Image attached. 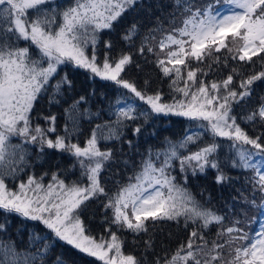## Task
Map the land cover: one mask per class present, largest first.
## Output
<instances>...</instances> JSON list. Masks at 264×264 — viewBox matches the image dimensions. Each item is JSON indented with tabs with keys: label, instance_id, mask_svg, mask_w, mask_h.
<instances>
[{
	"label": "snow or ice",
	"instance_id": "obj_1",
	"mask_svg": "<svg viewBox=\"0 0 264 264\" xmlns=\"http://www.w3.org/2000/svg\"><path fill=\"white\" fill-rule=\"evenodd\" d=\"M136 3L0 0V212L39 222L48 230L41 233L35 226L29 229L26 250L18 249L10 238H0V264H48L57 241L102 264H141L135 255L123 251V241L115 232L110 233V240L103 236L97 239L85 226L80 214L83 206L98 196L106 197L104 206L112 209V223L137 235L148 232L149 221H175L189 229L186 242L170 256L158 258L156 264H264V132L250 135L238 123L232 107L252 95V86L264 81V70L242 78L240 91L231 87L233 73L239 75L236 68L224 79H203L212 63L223 62L227 67L228 54L248 64H255L254 58L259 57L264 64V0H208L199 5L196 0H173L171 20L174 22L179 14L183 17L181 26L170 31L162 26L150 29L140 48L143 54L145 43L156 40L154 33H162L158 47L163 57L152 46L147 51L157 56V67L163 74L173 77L169 87L177 95L171 103L160 92L150 94L121 75L133 62L130 54L121 53L118 58L105 54L98 61L100 33L112 30ZM136 34L137 26L133 24L124 39L130 41ZM104 45L113 47L110 41ZM222 50L223 56L216 55ZM206 60L211 63H204ZM192 61L197 64L193 66ZM69 64L131 93L117 96L115 104L110 105L115 121L96 124L83 147L71 139L79 130L75 120L72 128L65 125L64 135L55 138L48 136L56 132L55 116L45 117L48 128L32 123L33 109L43 94L50 88L59 93L63 85L71 84L67 76L58 77L61 66ZM84 101L81 96L66 111L78 112ZM153 116L200 122L196 127L203 131L186 134L178 142L167 140L156 152L149 150L127 183L119 184L114 193L107 192L100 173L114 160V154L111 149L101 150L100 141L120 139L123 129L128 128L139 136L143 125L134 122L141 117L147 122ZM240 119L253 126L264 124V103ZM205 133L211 139L196 151H188V146L197 144ZM13 138H19V142L13 143ZM26 145H38L41 152L47 147L75 157L87 184L67 183L56 173L47 183L42 176L27 175V180H21L13 190L7 181L25 173L29 165ZM224 149L227 151L222 161ZM176 161L183 184L173 175ZM209 168L216 171L215 183L219 185L239 178L229 175L225 168L237 174L252 173L245 177L247 189L238 190V196L232 197L233 206L223 214L197 200L187 187L189 170L196 176ZM236 203L241 206L239 210ZM249 211L253 212L251 219ZM253 224H258L255 231ZM214 225L219 227L215 238H211L209 230ZM4 227L0 224V231ZM145 243L152 247L151 239ZM51 264L75 262L58 253Z\"/></svg>",
	"mask_w": 264,
	"mask_h": 264
},
{
	"label": "trees",
	"instance_id": "obj_2",
	"mask_svg": "<svg viewBox=\"0 0 264 264\" xmlns=\"http://www.w3.org/2000/svg\"><path fill=\"white\" fill-rule=\"evenodd\" d=\"M196 2L198 5L203 4L201 0H196ZM173 13V0H143L138 2V4H135L114 24L112 30H105L100 34V43L97 45L98 61H102L105 54H108L110 58H118L121 53L130 54L133 58V62L126 66L125 72L121 75L125 79L134 81L139 88L146 89L150 94L157 91L160 92L167 102H171L172 97L177 95L173 93L169 87L173 77L165 76L160 68L157 67V56L153 52L147 51V47L152 46L155 52L158 51L160 53V49L156 47L158 46V41L162 37V33H154L156 40L153 41L154 43L152 41L150 44L145 43V51L143 54H141L140 48L142 43H144V37L149 34L150 29L162 26L165 30H170L171 26L169 25V21ZM178 15L179 14H176L175 17ZM180 17L182 18V16ZM133 24L137 26V34L134 35L130 41L125 40L124 35ZM101 40L104 42L110 41L113 47L108 49L104 46L103 48ZM90 51L89 49V52ZM163 55V53L160 54L161 57H163ZM254 60L256 61L255 64H248L228 57L227 67L224 66L223 62L220 64L212 63L211 71H209L208 75L203 77V79L205 82H210L214 79H224L232 72L233 68H236L239 75L235 73H233V75L236 79L238 78L239 81H241L242 78L247 77V74L250 75L254 71L258 72L264 69V64L260 63L259 57H255ZM192 62L194 63L193 66L197 64L196 61ZM204 63L208 64L211 63V61L206 60ZM65 66L66 75L64 74V70L63 72L62 70L59 72H61L60 74L63 77L67 76L71 84L63 85L59 93H56L53 88L47 93H44L34 107L32 116L39 118L46 116L56 117V132H52V138H55L58 134L64 135L65 125L72 128L73 120H75L79 130L71 139L73 142H78L80 145H83L86 144V140L90 137L91 131L95 128L96 124H112L115 121V116L110 111V105H114L117 96L122 93H127V90L120 88L111 81H102L99 77H93L92 74L85 69H78L70 64ZM145 81L148 83L145 84ZM255 87L252 94V97H255L253 102L247 101L244 104L241 103L239 106H232L233 114L237 116L238 123H240L241 127L250 135H259L264 132V124L256 123L255 126H253L240 119V117L256 109L257 102H261L262 98L260 94L264 91L263 81H257ZM127 95L131 96V93H127ZM81 96L85 97V101L78 106L79 111H66L71 110L73 103L79 100ZM41 103L43 104L40 105ZM168 117L171 118L172 116ZM162 119V117H157L158 129L153 132L154 134L143 133L148 123H151L153 120L151 119L145 122L143 117H141L140 120L134 122L143 125L142 132L139 136H134L131 128H128L123 129V135L120 139L100 141L99 147L102 150L111 149L114 154V160L108 162L104 170L100 173L101 183L107 192L114 193L119 184L127 183L128 177L131 176L135 170H139L142 157H146L149 150L152 152L158 151V148L161 146L160 144H166L162 141L163 138L175 142L177 139H182L188 131L189 133H198L199 131H195L197 127L191 126L188 128L189 130L187 129L186 131L183 129L182 125L174 122L165 121V123H159ZM205 135L209 136L206 133ZM129 140L132 141L131 145L128 143ZM221 142L227 143L226 141ZM197 144H190L188 150L194 151L193 146L196 147ZM225 150L226 149L222 150L220 154L222 161L224 159ZM181 151L184 152V154L187 153L185 150ZM33 155L36 159L45 155L43 162H41L39 166V170L42 168L43 172L49 170L54 164L49 161L50 156H47L46 152H41L38 148L29 156ZM59 158L60 155L57 159V155L54 154L56 168L61 167L63 164L62 158H60V160ZM28 161L30 165L31 161L29 159ZM175 165L173 175L183 184V174L180 172L179 162L176 161ZM226 169L229 170V168H225V170ZM214 174L213 171H210L208 175L198 173L196 176H192L189 170L187 187L197 200H200L207 207L223 214L227 208L233 206L234 201L232 197L238 196V190L243 188H238L237 190H232L221 195L217 186H215ZM17 179L20 180L21 178ZM106 202V197L98 196L87 201L84 206L88 212L94 215L91 221L87 220L91 235L96 238H98L99 235L105 238L107 234L110 236L112 232L117 233L119 238V234L124 235V239L128 244L123 243V248L127 250V246H130L128 251L134 254L141 261V264H156L158 258H164L166 255L170 256L176 251L179 245L186 242L188 238L189 229H186L183 223L177 224L175 221L165 220L155 223L149 221L148 232H141L138 235L126 228H121L112 223V209L105 208L104 205ZM235 206L237 210L241 207L238 203H236ZM33 226L41 233L48 232V230L38 222L30 220L25 222L19 219L14 220L8 230L4 229L0 231V238L4 240L10 238L15 241L18 249L26 250L28 249V230L33 228ZM190 227H195V225H190ZM218 227L219 226L214 225L209 230L211 238H215ZM48 234L51 238V233ZM149 239L152 241L151 248L145 243V241ZM125 245L127 246L125 247ZM58 253H64V255L70 260H73L75 264H96L91 261V257L59 241L56 242L53 248V256L48 258V264H51L55 254Z\"/></svg>",
	"mask_w": 264,
	"mask_h": 264
},
{
	"label": "rangeland",
	"instance_id": "obj_3",
	"mask_svg": "<svg viewBox=\"0 0 264 264\" xmlns=\"http://www.w3.org/2000/svg\"><path fill=\"white\" fill-rule=\"evenodd\" d=\"M143 0H137V3L138 2H141ZM202 3H206L208 2V0H201ZM131 9V8H130ZM129 9V10H130ZM182 20H183V17L181 18L179 15L177 17H175V20L174 22H172V20L170 19L169 21V25L171 26L170 30L172 28H175V27H180L181 24H182ZM169 30V31H170ZM102 33V32H101ZM100 33V34H101ZM153 42V41H152ZM154 43V42H153ZM103 44V45H102ZM101 45L103 46L104 48V41L101 40ZM156 48H159L158 46ZM156 53H159L158 51ZM161 54V53H159ZM216 55H224V50H222L221 53H217ZM231 55L232 54H228V57L231 58ZM192 64H194L193 62H191ZM65 65H62L61 66V69H62V72L64 70V74H65V71H66V66L64 67ZM264 70V69H262ZM61 72H58V77L59 78H62L63 76L60 74ZM66 75V74H65ZM248 76V74H247ZM240 81L239 79L236 77H234V81H233V84L231 85V87H234L237 91H240V87H239V84ZM263 84H264V81H263ZM256 83L252 86L253 88V91L254 89L256 88ZM52 88H50L49 90H51ZM54 89V88H53ZM253 94V92H252ZM260 97L262 98L261 99V102H257V107L261 104V103H264V91L261 92L260 94ZM255 100V97H252L249 96V97H246L244 100L240 101V103L238 104H233L234 106L235 105H240L241 103H246L247 101H254ZM139 101H137L138 103ZM44 103V102H43ZM43 103H41L40 105H42ZM139 103H142V102H139ZM171 103V102H169ZM144 107H146V105H144ZM163 119L159 122V123H165V121L167 122H174V123H178L180 125L183 126V129L187 131V129L191 126V127H196V125L200 122H196V121H190V120H187L183 117H176V116H172L171 118H169L168 116L167 117H162ZM152 122L151 123H148V125L146 126V128L144 129L143 133H153L155 131H157L158 129V120H157V116H153L152 118ZM32 123L33 125H40L42 128H48L49 127V121H47L45 119V117H42V118H39V117H34L32 116ZM194 124V125H193ZM193 125V126H192ZM189 130V129H188ZM198 131L199 132H202L203 130L202 129H198L196 128L195 131ZM185 131V132H186ZM192 133V132H191ZM186 134V133H185ZM187 134H190L189 131L187 132ZM48 136L50 138H52V133H48ZM211 139L210 136H206L205 134L201 137L200 141L198 142V144L196 145V147L193 146V149L194 151L197 150V148L199 146H202L205 142L209 141ZM155 140L157 141V139L155 138ZM166 140L165 138L162 139V141H164L166 143ZM181 139H177V141L175 142H178L180 141ZM19 142V138H13V143H18ZM161 146L158 148V150H161L165 145H162L160 144ZM37 146V147H36ZM82 147L85 146V144L81 145ZM28 151L30 154H32L34 152L35 149H39V146L38 145H26ZM102 150V149H101ZM189 151V150H188ZM227 150H225V153H226ZM43 152H46V155L47 156H50L49 157V161L54 163L53 166L47 170L46 172H43V169L40 168L39 170V166L41 164V162H43L44 160V157L45 155H43L41 158H37L33 155V156H28V159L31 161V164L29 166L26 167L25 169V173H21L19 177L17 178H21L20 180H18L17 178L15 180H11L9 179L7 181V183L9 184V187L12 188L13 190H15L16 188H18V184L20 183L21 180H24L26 181L27 180V175H35L37 177H43V180L45 183L49 182L50 181V178H51V175L53 173H56L58 174L62 179H64L67 183H73V182H79L80 184L82 185H86L87 184V178L86 176H84L82 174V169L80 168V165L77 163L76 161V158L71 156L70 154L68 153H65V152H60V151H57L55 149H49L47 147L44 148ZM29 154V155H30ZM54 154L57 155V159L60 155V158H62L63 160V164L61 167L59 168H56L55 167V161H54ZM187 154V153H186ZM52 158V159H51ZM59 158V160H60ZM56 159V161H57ZM37 160V162H36ZM58 160V161H59ZM33 162V163H32ZM39 170V171H38ZM191 171V170H190ZM210 171H213L214 174V180H215V176H216V171L214 169H207V171L202 174V175H208L210 173ZM229 175H232L233 177H236L237 175H239V178L238 179H234L232 182L230 183H226L224 185H219V184H215V186H217V189L218 191L221 193V195L223 194H226L228 193L229 191H232V190H237L238 188H243V189H247V182H246V179L245 177L246 176H251L252 173L251 172H248V173H244V174H237L235 170L233 169H226L225 170ZM188 175V173H187ZM85 206V205H84ZM83 206V209L81 211V219L84 221L85 223V226L87 228H90L89 226V223L88 221H91L92 220V216L94 217V215L90 212H88L85 207ZM253 217V212L249 211L248 212V218L251 219ZM24 220L25 222L28 221V220H25L21 217H19L18 215L16 214H7V213H3V212H0V224H4V229L5 230H8L9 229V226L11 225V223L14 221V220ZM88 220V221H87ZM39 223V222H38ZM88 223V224H87ZM258 227V224H253L251 226L252 230L255 231V229ZM117 235V233H116ZM120 236V239L123 241L124 244H128L127 241L124 239V235H121L119 234ZM96 238V237H95ZM100 238V235L98 236L97 239ZM105 239H109L110 240V236L109 234L106 235ZM131 244V243H129ZM127 245H125L126 247ZM130 249V246H127V250H125L123 248V251L125 253H130L128 250ZM132 254V253H131ZM134 255V254H133ZM91 261L95 262L96 264H102L101 261H98L96 260L94 257H91Z\"/></svg>",
	"mask_w": 264,
	"mask_h": 264
}]
</instances>
